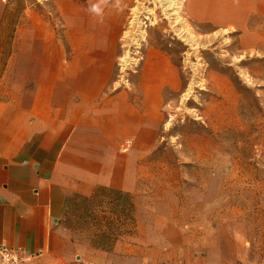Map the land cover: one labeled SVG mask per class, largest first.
<instances>
[{
    "label": "crops",
    "instance_id": "crops-1",
    "mask_svg": "<svg viewBox=\"0 0 264 264\" xmlns=\"http://www.w3.org/2000/svg\"><path fill=\"white\" fill-rule=\"evenodd\" d=\"M13 5L0 0V245L40 253L29 264H191L196 245L178 198L138 188L137 161L158 141L177 69L149 50L135 101L112 87L120 26L111 33L109 0H56L46 17L30 5L9 34ZM185 12L264 49V22L255 25L264 0H187ZM97 187L131 193L137 207L135 234L110 252L74 242L61 224L66 197Z\"/></svg>",
    "mask_w": 264,
    "mask_h": 264
},
{
    "label": "rangeland",
    "instance_id": "rangeland-1",
    "mask_svg": "<svg viewBox=\"0 0 264 264\" xmlns=\"http://www.w3.org/2000/svg\"><path fill=\"white\" fill-rule=\"evenodd\" d=\"M109 1L111 33L120 26L115 91L138 100L151 49L163 52L179 76V88L163 93L154 150L137 161L140 194L178 198L196 245L191 264H264V49L246 48L257 38L240 31L194 23L185 12L187 0H174L173 10H165L173 0ZM55 2L13 0L9 34L26 7L34 5L46 17ZM52 16L61 36L62 22ZM61 224L69 227L62 213ZM71 238L89 245L84 237Z\"/></svg>",
    "mask_w": 264,
    "mask_h": 264
},
{
    "label": "trees",
    "instance_id": "trees-1",
    "mask_svg": "<svg viewBox=\"0 0 264 264\" xmlns=\"http://www.w3.org/2000/svg\"><path fill=\"white\" fill-rule=\"evenodd\" d=\"M136 210L131 193L97 187L88 197H66L61 213L72 235L84 237L95 250L110 252L119 240L135 234Z\"/></svg>",
    "mask_w": 264,
    "mask_h": 264
},
{
    "label": "built area",
    "instance_id": "built-area-1",
    "mask_svg": "<svg viewBox=\"0 0 264 264\" xmlns=\"http://www.w3.org/2000/svg\"><path fill=\"white\" fill-rule=\"evenodd\" d=\"M5 2L6 0H1ZM40 253H37L38 255ZM36 255L30 254L22 248H12L0 245V264H29Z\"/></svg>",
    "mask_w": 264,
    "mask_h": 264
},
{
    "label": "bare ground",
    "instance_id": "bare-ground-1",
    "mask_svg": "<svg viewBox=\"0 0 264 264\" xmlns=\"http://www.w3.org/2000/svg\"><path fill=\"white\" fill-rule=\"evenodd\" d=\"M165 4V3H164ZM167 5V4H166ZM174 6H175V1L173 0V1H171L170 3H169V5L165 8V10H173L172 8H174ZM177 8V7H176ZM172 15V14H171ZM174 15H175V12H174ZM122 60V59H121Z\"/></svg>",
    "mask_w": 264,
    "mask_h": 264
}]
</instances>
